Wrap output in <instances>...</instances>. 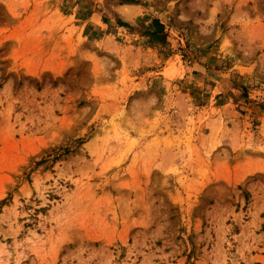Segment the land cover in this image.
Instances as JSON below:
<instances>
[{"label": "rangeland", "instance_id": "374dc122", "mask_svg": "<svg viewBox=\"0 0 264 264\" xmlns=\"http://www.w3.org/2000/svg\"><path fill=\"white\" fill-rule=\"evenodd\" d=\"M0 264H264V0H0Z\"/></svg>", "mask_w": 264, "mask_h": 264}, {"label": "trees", "instance_id": "16d2710c", "mask_svg": "<svg viewBox=\"0 0 264 264\" xmlns=\"http://www.w3.org/2000/svg\"><path fill=\"white\" fill-rule=\"evenodd\" d=\"M155 26L157 27L158 32L153 33L152 35L155 36V37L157 38V37L160 35V32H161L162 27H161V25H159L158 22H155Z\"/></svg>", "mask_w": 264, "mask_h": 264}, {"label": "bare ground", "instance_id": "6f19581e", "mask_svg": "<svg viewBox=\"0 0 264 264\" xmlns=\"http://www.w3.org/2000/svg\"><path fill=\"white\" fill-rule=\"evenodd\" d=\"M123 11H124L123 13H128V7H126V9L124 8ZM131 15H132V13H131ZM126 16H128V15H126Z\"/></svg>", "mask_w": 264, "mask_h": 264}]
</instances>
